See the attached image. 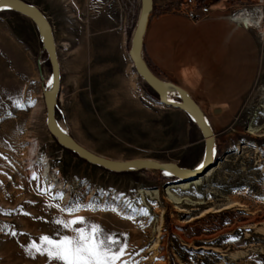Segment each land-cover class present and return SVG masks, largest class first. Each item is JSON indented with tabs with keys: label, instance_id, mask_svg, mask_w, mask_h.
Returning <instances> with one entry per match:
<instances>
[{
	"label": "rangeland",
	"instance_id": "1",
	"mask_svg": "<svg viewBox=\"0 0 264 264\" xmlns=\"http://www.w3.org/2000/svg\"><path fill=\"white\" fill-rule=\"evenodd\" d=\"M26 1L41 8L54 29L61 66L57 119L64 130L114 159L153 158L188 168L202 162L205 139L195 121L161 103L130 57L125 69L115 64L89 27V17L109 5L130 49L141 5L125 34L117 0ZM181 1L154 4L165 12ZM194 1L228 2L231 11L261 10L260 25L247 24L258 40L261 62L233 122L215 133L212 172L199 186L173 192L184 198L181 203L166 191L175 179L165 172H112L57 142L47 126L44 97L52 68L37 26L21 13L0 9V264H49L46 255L33 258L26 249L44 235H73L56 220L74 216L126 240L128 264H264V1L187 3ZM170 98L179 100L175 94ZM140 190L158 194L144 200ZM70 202L94 207L73 214L56 207Z\"/></svg>",
	"mask_w": 264,
	"mask_h": 264
},
{
	"label": "crops",
	"instance_id": "2",
	"mask_svg": "<svg viewBox=\"0 0 264 264\" xmlns=\"http://www.w3.org/2000/svg\"><path fill=\"white\" fill-rule=\"evenodd\" d=\"M219 3L211 4V12L198 20L161 11L155 3L144 37V56L151 68L191 94L215 133L233 122L258 78L261 62L253 30L232 19L231 4ZM108 6L89 17V27L100 35L99 43L114 56L115 64L125 69L129 42L121 37L120 18L112 16Z\"/></svg>",
	"mask_w": 264,
	"mask_h": 264
},
{
	"label": "water",
	"instance_id": "3",
	"mask_svg": "<svg viewBox=\"0 0 264 264\" xmlns=\"http://www.w3.org/2000/svg\"><path fill=\"white\" fill-rule=\"evenodd\" d=\"M11 3L12 9L31 18L37 26L42 39L43 49L47 52L52 68V85L45 90L44 97L47 107V126L57 142L65 149L77 154L80 158L91 164L103 167L112 172H127L131 170H157L161 172H171L175 180L171 183L183 182L202 178L210 169L217 164V159L210 156L202 162L206 166L203 169L198 167L188 168L177 162H164L153 158H135L120 160L98 154L83 144L78 142L73 135L63 129L57 119V109L59 105V94L61 88V70L57 50L56 38L53 26L41 8L29 3L26 0H0V4ZM154 10V0H141V11L134 28L129 50L130 59L136 72L142 79L157 93L159 101L167 106L184 110L201 129L205 139V154L214 146L216 147V134L209 123L205 112L197 101L182 86L165 80L157 75L150 67L144 56V37ZM175 94L179 100L170 98Z\"/></svg>",
	"mask_w": 264,
	"mask_h": 264
},
{
	"label": "snow or ice",
	"instance_id": "4",
	"mask_svg": "<svg viewBox=\"0 0 264 264\" xmlns=\"http://www.w3.org/2000/svg\"><path fill=\"white\" fill-rule=\"evenodd\" d=\"M11 3L0 4V9L12 7ZM48 85L51 86L53 81L48 80ZM215 155V147L213 146L208 153L205 154V160L210 156ZM206 166L205 162H201L197 167L203 169ZM165 175H172L171 172H166ZM2 183V181H0ZM61 211L73 214L81 210L83 207H94L91 202L89 205H81L69 203L61 208L56 205ZM145 215H148L147 210H142ZM56 224L63 229H72L73 235H44L40 237V244L32 241L30 247L26 249L31 253L33 258L35 255H46L49 264L56 261V264H128L123 257L127 255V241L121 239L120 235L112 233L102 226L94 222L88 221L83 216H74L70 220L57 219ZM85 225L75 227L76 225ZM15 236L16 233L12 232ZM233 240L237 237H233Z\"/></svg>",
	"mask_w": 264,
	"mask_h": 264
},
{
	"label": "built area",
	"instance_id": "5",
	"mask_svg": "<svg viewBox=\"0 0 264 264\" xmlns=\"http://www.w3.org/2000/svg\"><path fill=\"white\" fill-rule=\"evenodd\" d=\"M262 1V0H261ZM264 1V0H263ZM121 11L123 13V24H122V30L125 34L128 33V28H130V25L134 22V18L136 17V9L137 6L141 5V0H117ZM246 7L244 8H236L233 9L231 12V17L233 20L240 21L247 25L246 22L243 20H240L236 17V14L240 11H247ZM168 11H173L177 13H181L183 15H186L192 20H198L200 17L205 16L211 12V7L207 2H192L187 3V0H182L179 4L172 7Z\"/></svg>",
	"mask_w": 264,
	"mask_h": 264
},
{
	"label": "bare ground",
	"instance_id": "6",
	"mask_svg": "<svg viewBox=\"0 0 264 264\" xmlns=\"http://www.w3.org/2000/svg\"><path fill=\"white\" fill-rule=\"evenodd\" d=\"M236 17L240 20H243L244 22H246L247 24H250L252 26H257L258 23H260V19L263 17L262 16V12L261 10L259 9H256V10H253V11H240L236 14ZM260 25V24H259ZM258 25V26H259ZM258 28V27H257ZM130 57V56H129ZM132 62V60H131ZM132 65H133V62H132ZM36 150V149H35ZM34 150V151H35ZM48 169V168H47ZM45 170L44 173H47L48 176L50 178H53V172L49 169V170ZM211 170V169H210ZM209 170V171H210ZM208 171V172H209ZM207 172V173H208ZM212 171H210L208 173V175L211 173ZM206 173V174H207ZM205 174V175H206ZM204 175V176H205ZM203 176V177H204ZM202 177V178H203ZM201 183V178L200 180L199 179H194V180H186V181H183V182H178V183H173L171 185H169L168 189L166 190L169 194H170V197L172 198V200L175 202V203H181L184 198H179L175 195H173V192L174 191H180V192H186L190 189H192L193 187H196V186H199ZM167 193V194H168ZM158 194V191L157 190H140L138 195L140 197H142V199L144 200H147L148 198H152L154 196H156Z\"/></svg>",
	"mask_w": 264,
	"mask_h": 264
}]
</instances>
